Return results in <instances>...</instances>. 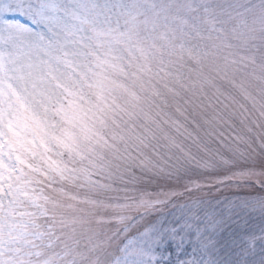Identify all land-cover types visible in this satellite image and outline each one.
Returning <instances> with one entry per match:
<instances>
[{
    "label": "snow or ice",
    "instance_id": "obj_1",
    "mask_svg": "<svg viewBox=\"0 0 264 264\" xmlns=\"http://www.w3.org/2000/svg\"><path fill=\"white\" fill-rule=\"evenodd\" d=\"M172 7L0 0V264H264V158L157 192L93 179L119 168L120 78L151 72Z\"/></svg>",
    "mask_w": 264,
    "mask_h": 264
},
{
    "label": "rangeland",
    "instance_id": "obj_2",
    "mask_svg": "<svg viewBox=\"0 0 264 264\" xmlns=\"http://www.w3.org/2000/svg\"><path fill=\"white\" fill-rule=\"evenodd\" d=\"M163 2L173 7L152 33L151 72L120 78L113 127L123 159L110 180L93 176L137 194L211 175L242 152L264 158V0Z\"/></svg>",
    "mask_w": 264,
    "mask_h": 264
}]
</instances>
